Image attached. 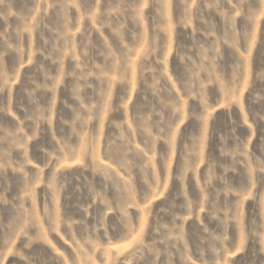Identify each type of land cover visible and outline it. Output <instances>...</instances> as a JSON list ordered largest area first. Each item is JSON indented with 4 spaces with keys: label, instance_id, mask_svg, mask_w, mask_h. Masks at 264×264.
<instances>
[{
    "label": "rangeland",
    "instance_id": "1",
    "mask_svg": "<svg viewBox=\"0 0 264 264\" xmlns=\"http://www.w3.org/2000/svg\"><path fill=\"white\" fill-rule=\"evenodd\" d=\"M0 264H264V0H0Z\"/></svg>",
    "mask_w": 264,
    "mask_h": 264
}]
</instances>
